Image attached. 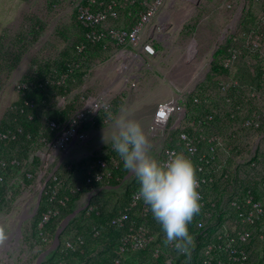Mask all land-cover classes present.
<instances>
[{"label":"rangeland","instance_id":"374dc122","mask_svg":"<svg viewBox=\"0 0 264 264\" xmlns=\"http://www.w3.org/2000/svg\"><path fill=\"white\" fill-rule=\"evenodd\" d=\"M76 1L0 0V123L10 122L5 113L17 99L16 83L26 81L39 70L44 72L48 67L46 77L59 72L58 63L76 55L74 48L82 36L74 12ZM258 9L259 5L253 0H164L158 15L166 19L168 42L164 55L167 56L156 65H151L150 62L142 64L146 68L141 70H136L132 64L123 69L122 60L114 61L106 53L96 49L89 50L86 54L87 63L76 70L84 71V77L65 97L57 93L44 109L39 105L33 110V114L41 118L42 127L23 158L21 167L7 180V196L0 203V233L3 234L0 239V264H36L39 258L40 264H44L52 259L53 252L59 245V235L62 234L63 239H72L92 226L100 230L101 237L97 242L87 240L90 256L105 249L109 241L108 219L115 210L120 209L127 198V191L138 183L134 174L125 169L117 184L113 183L95 193L83 191L73 195V202L67 208V216L60 220L61 223L68 217L58 234L56 245L54 240L57 233L51 234L48 239L41 238L39 223L36 221L41 202L39 195L45 180L58 163L62 165L65 162L58 170L63 182L61 192L66 193L74 186H80L84 177L82 159L89 151L101 153L111 144V139L103 143L101 139L111 138L115 131V119L119 117L134 118L142 123L149 136L152 152L159 159L162 148L173 143L176 138L172 126L178 116L174 115L165 128L153 135L149 131L153 113L151 104L153 101L178 96L179 92H194L199 85L210 79L211 65L216 59L220 44L230 33L237 31L239 24L252 23ZM162 50L160 47L159 51ZM182 62L184 74L179 86V77L174 79L170 68L171 65H176L179 69ZM242 65L239 63L237 68ZM252 65L254 68L251 71L254 74H258L262 65L264 66L263 62H254ZM131 74L133 78L129 77ZM133 82L135 85H132ZM176 83L178 84L175 85ZM101 91L108 96L112 122L105 125L97 119L94 125H85L84 130H91L93 134L87 144H74L64 155L56 153L43 168L45 146L40 139L46 135L42 128L46 130L51 119L61 122V113L56 111L69 98H75L79 105L82 97L95 96ZM195 112L201 114L202 110L196 109ZM21 123L23 127H34V123L23 119ZM48 137H51L49 133ZM17 151L16 146L10 148L11 154L17 155ZM37 157L40 158V163L33 165ZM71 163L72 168L69 167ZM234 180L235 178L232 181ZM211 191L210 196L217 199L209 223L213 230L228 221L231 215L228 201L238 197L240 192L230 188ZM89 201L100 210L99 217L84 215ZM17 228L20 231L18 237ZM262 231L264 218L257 225L255 234L250 237L248 248L252 264H264ZM197 239L193 240L189 253L179 256L176 264L196 263L202 241L201 238ZM67 264H83V261L69 255Z\"/></svg>","mask_w":264,"mask_h":264},{"label":"built area","instance_id":"2783aa9c","mask_svg":"<svg viewBox=\"0 0 264 264\" xmlns=\"http://www.w3.org/2000/svg\"><path fill=\"white\" fill-rule=\"evenodd\" d=\"M163 2L164 0H77L74 12L85 40L77 45L78 58L67 62L63 71L45 77L42 82L19 81L16 83L18 94L24 95L42 85L65 87L80 68L87 43L101 46L102 51L111 59L114 58V61L123 59V69L126 68L127 61L141 66L138 58L143 61L142 56L151 57L157 51L153 40L141 39L140 33L158 14ZM253 2L259 5L253 22L246 26L239 24L237 31L230 33L220 44L224 47L222 66L225 69L231 70L239 61L248 65L254 62L264 64V0ZM122 15L131 16L133 24H120ZM162 27L161 24L157 28L160 31ZM127 47L138 48L140 52H132ZM194 92H180L174 99L158 102L149 131L153 135L157 134L177 115L172 130L178 131L179 148L164 146L159 159L165 161L173 153L183 152L195 164L202 205L201 211L189 225L193 240L202 239L195 264H252L248 248L250 237L255 234L257 225L264 218V82L250 83L238 75L219 79L213 87H207L198 94ZM189 97L195 107L202 110L201 114L194 112L188 115ZM35 106L34 98L23 97L22 104L17 109L28 120H32ZM108 109V96L101 91L95 96L82 97L80 104L65 120L59 122L51 119L46 125L51 137L40 139L45 146L42 167L56 153L67 154L75 142L84 143L87 139L84 126L94 125L97 118ZM102 122L108 125L112 121L105 117ZM22 132L20 125L0 130V150L3 143L17 139ZM85 157L90 158L86 167V183L99 184L92 191L95 193L108 186L121 159L108 154V150L89 153ZM59 164L61 163L51 171L41 188V195L45 191L48 201L52 203L55 200L63 203V199H58L63 183L57 174ZM14 165H19V162L15 159L8 162L0 157V187L3 189L0 192V203L7 196V169ZM228 188L239 191V196L228 201L231 211L228 221L211 230L209 223L217 205V199L210 196L211 190ZM70 190L78 192L80 186H74ZM139 203H142L139 217L145 219L151 210L139 198V191H135L127 206L111 219L112 225L124 227L128 212L137 208ZM86 208L87 212L92 210L91 206L87 205ZM57 213L58 209L52 205L43 213L40 225ZM261 234L263 240L264 231ZM157 238L158 235L145 221L138 225L132 224L120 239L114 264H131L127 261L126 254L146 250L152 264H160V259L163 264H175L179 256L185 255L165 240L164 245L160 246ZM82 243V236L77 235L66 242V247L73 250Z\"/></svg>","mask_w":264,"mask_h":264},{"label":"trees","instance_id":"16d2710c","mask_svg":"<svg viewBox=\"0 0 264 264\" xmlns=\"http://www.w3.org/2000/svg\"><path fill=\"white\" fill-rule=\"evenodd\" d=\"M242 25L246 26V25H248V23H242ZM81 34H82L81 39H80V41H78L76 43L75 48H74L76 55L73 56L72 58H70L69 60H66V61L62 60L61 62H59L58 63V68L60 70L59 72H61L65 69V65L67 62H69L71 60H76V58H78L77 45L80 42L85 41L83 38V32ZM91 49H96L100 52H103L101 49V46L92 45V44L87 43V48L85 49L84 53H82L83 61L81 63V66H84L85 63H87L88 60L86 59V57H87L86 54ZM215 57H216V59L213 62V64L211 65V71L209 74L210 79L206 80V82H204V84L199 85V87H197L196 91L194 92L195 94H198L199 91H201L207 87H213L219 79H222L225 77H235V76L241 75V77L243 79L248 80L250 83L260 84L261 82H264V66H262L260 68L258 74H254V72L251 71V69L254 68V66L252 65L254 63L248 65L242 61L237 62L238 64L239 63L243 64L239 68H237L238 64H236L235 66H233V68L231 70L225 69L222 66V59L224 58V47L222 45H221V47L218 48L217 54ZM48 68L44 72L39 70V71L31 74L30 77L26 81H37V83L42 82L45 79L47 73H49ZM84 75H85L84 71H82V72L75 71V73L73 74V76L71 77V79L68 81V83L66 85L68 87H66V86L65 87L48 86V85L37 86L35 89H33L32 91H30L24 95L19 94V98L12 103V106L9 109H7L5 116L10 118V122L8 124L0 123V125H1L0 130H4L7 128H13L17 125H20L23 129V132H22V134L18 135L17 139L3 143L2 148L0 150V157L1 158L6 159L8 162H10L13 159H15L19 162V165H14V166L8 167L7 174H6V180H8L9 177H11V175H13L21 167V165L23 163L22 162L23 158L26 157V155L30 149V146L33 142V139L39 134L40 129L42 127L41 126V124H42L41 118H39L38 116H35L33 114V119L28 120L17 109V107L20 104H22L23 97H30V98L35 99L36 106L33 110H35L37 108V106H39V105L44 109L49 104V101H51L55 98L57 93L61 94L62 96H66L70 92L71 88L74 87L76 85V83L79 82L80 79L84 77ZM76 102H77V100L75 98H72L71 100H69L68 102L63 104V106H62V108H60V110L56 111L58 113L59 112L61 113L59 116L60 121L65 120L68 117V115L71 114L75 110ZM110 108L111 107L109 105L108 111L110 110ZM196 109L197 108L195 107V104L193 103L192 98L189 97V104H188V108H187L188 115H191L192 113H194ZM108 111L106 113L100 115L97 119H99L101 122L102 119H104L105 117H108L112 121L113 116L110 114V111L109 112ZM21 119H23L26 122H29L31 124L34 123V127L32 129H30L29 127H23V124L21 123ZM43 133H45V135H46L45 137L50 138V137H48V130H46V132H43ZM174 133L176 134V138H175L174 142L167 144L165 146H173V147L179 148V146H178V143H179L178 131H175ZM12 146L17 147V149L19 151V153L17 155L10 153V148ZM104 150H108V154H112V155L119 157L118 154L112 148L111 144L109 146H107ZM89 159H90L89 157H85L84 159H82V164H83V168H84V177L82 180V184H80V190L78 192H71V190L69 189V191H67L66 193H62L60 190L59 195H58V199L59 198L63 199V203H59L58 200H55L53 203L48 201V195H47V193H45V191H43V193L41 195V202L39 204V207L37 209V214H36V221L39 223V230H40L41 238L48 239V237L51 236V234L57 233V229L60 225L61 218L67 216V214H68L67 208H68L69 204L71 202H73V195L81 194L83 191L92 192L97 187H99V184H96V183H86V167H87V162L89 161ZM33 163H34L33 165H37V164L39 165L40 158L37 157L36 159H34ZM70 165H71L70 168H72L73 163H71ZM61 166L62 165H60L57 169V174L59 175V177H60V172L58 170L61 169ZM124 170H125V168L123 167V163L121 160L119 163L118 169H116L114 171L113 177L109 180L107 185L111 186V184H113V183L117 184L119 182V179L123 175ZM135 191H139V182L136 183V185H134V187H132L131 189H129L127 191V195H126L127 198L122 203V205L120 206V209L115 210V212L109 217L108 227H107L108 235H109V241L106 244L105 249H103L102 251H96L95 253H92V251H91L92 255L90 256V254L88 252L87 240L89 242H93V241L97 242L98 239L101 237L100 230L98 228L96 229V227L92 226L91 228H88L86 230H82L79 234H77V235L82 236L83 243L79 244L73 250L68 249L66 247V242L69 240H73L75 237L72 239L64 237V239H63L62 234L59 235V245H58L57 249L53 252V255L51 257L52 259L47 260L48 262L47 261H45V262H47V264H58L59 262H64L67 264V259L69 258V255H70L71 257H74L76 259H79L80 261H83V264H114V260L118 256L117 255V247H118V244L120 242L122 235L125 233L126 230H128V228L132 224L138 225V224L142 223L143 221H145L146 224L158 235L157 243L160 246H163L164 240H165V234L163 233L160 224L154 219L152 213L150 212L145 219H142L139 217V209L141 208L142 203H139L137 208H135L131 212H128V219H127L124 227L120 228V227L112 225L111 219L114 216H116L119 213V211L123 210L125 208V206H127L132 193ZM0 192H3L2 187H0ZM52 205L56 206V208L58 209V213L56 215H52L46 222H43L42 225H40V223L42 221L43 213L45 211H47L48 208H50ZM88 206H91L92 210L87 212V208H85V214H84L85 216L88 217L90 215H95V216L99 217L101 215V212L98 209V207L96 205L92 204L90 201L88 203ZM95 234H97V235H95ZM181 256H183V255H181ZM126 259L131 264H141V262H143V261L146 262V264H152L148 250L141 251V252L128 253V254H126ZM178 259H179V257H178ZM178 259H177V261H178ZM177 261H176V263H177ZM45 262H44V264H46ZM159 263L163 264V260L160 259Z\"/></svg>","mask_w":264,"mask_h":264},{"label":"clouds","instance_id":"9594fccd","mask_svg":"<svg viewBox=\"0 0 264 264\" xmlns=\"http://www.w3.org/2000/svg\"><path fill=\"white\" fill-rule=\"evenodd\" d=\"M111 146L123 167L139 182V198L149 206L160 224L165 242L178 252L188 254L193 243L189 225L202 206L196 167L191 157L176 152L161 161L153 154L142 123L128 117L115 119Z\"/></svg>","mask_w":264,"mask_h":264},{"label":"crops","instance_id":"0c3cea01","mask_svg":"<svg viewBox=\"0 0 264 264\" xmlns=\"http://www.w3.org/2000/svg\"><path fill=\"white\" fill-rule=\"evenodd\" d=\"M157 15L142 29V31L140 33L141 39H143V40H145V39H152L153 40L154 46L156 48L157 53L154 56H151V57H146L145 58V56H142L143 59H144L143 61H142V58H138V61L141 62V64H145L146 65V62H150L151 65H156L157 63H159L160 61H162L163 58H165L167 56V54L164 55V51H165L164 48H165L166 43L168 42V40H167L168 34L165 31V26H166L165 21H166V19H165V17L159 16V15L157 17ZM133 22H134V20L132 19V17L131 16H126V15H122V18L119 21L120 24H123L125 26H130V25L133 24ZM161 24L163 25V27L159 31L157 27L160 26ZM160 47L163 48L162 51H159V48ZM127 49L130 50V51H132V52H137V53L140 52L138 50V48L135 49V48L127 47ZM141 55H143V54H141ZM128 64L134 65L136 67V70H141L142 68L143 69L146 68L145 66L142 67V65L141 66H137L136 65V62H133V61H127L125 63L126 66H128ZM182 66H183V62L179 65V69H178V66H176V65L175 66L174 65H171L172 68H170V69L173 70V74H174L173 77H174V79H177L179 77V86H180V82H181V79H182L183 74H184V73H182V70H183V67ZM180 70H181V72H180ZM178 71H179V73H178ZM129 77L130 78H133V75L131 74ZM177 84L178 83H176L175 85H177ZM15 97H17V99H18L19 98V94L16 93L15 94ZM63 97H65V96H63ZM175 97L172 96V97H170L168 99H165V100L174 99ZM71 99L69 98V100H71ZM162 101H164V100H162ZM157 103L158 102L153 101V103L151 104V109H152L153 113H154V110H155V107H156ZM76 106H77V102H76ZM153 113H152V116H153ZM42 131L45 132L46 130H44L42 128ZM91 132H92L91 130H87V132H86L87 133V139L85 141L86 143L84 142L85 144H87V140L91 139V137L93 136V134ZM105 139L106 140H102L101 139V141H102L101 143H103L105 141H110L111 138H109V139L108 138H105ZM74 144H78V143L75 142ZM94 149H98V148H94ZM94 152H95V150H91L86 155H88L89 153H94ZM108 187L109 186L104 187V188H108Z\"/></svg>","mask_w":264,"mask_h":264},{"label":"water","instance_id":"95a60500","mask_svg":"<svg viewBox=\"0 0 264 264\" xmlns=\"http://www.w3.org/2000/svg\"><path fill=\"white\" fill-rule=\"evenodd\" d=\"M40 197H41V192H40L39 198H40ZM67 221H68V217L65 218V219L60 223V225H59V227H58V229H57V234H56V236H55L54 245H56V243H57V241H58V234H59V232L62 230L64 224H65ZM40 261H41V259L39 258V259L37 260L36 264H40Z\"/></svg>","mask_w":264,"mask_h":264},{"label":"bare ground","instance_id":"6f19581e","mask_svg":"<svg viewBox=\"0 0 264 264\" xmlns=\"http://www.w3.org/2000/svg\"><path fill=\"white\" fill-rule=\"evenodd\" d=\"M122 60V65H124V60L123 59H121ZM26 215V214H25ZM17 232H18V234L16 235V237H18L20 234V231H19V228H17ZM10 240V239H9ZM15 243V242H14ZM5 246V248H7L6 247V245H4ZM0 251H1V248H0Z\"/></svg>","mask_w":264,"mask_h":264}]
</instances>
